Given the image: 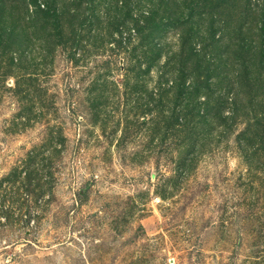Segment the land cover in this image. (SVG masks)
Masks as SVG:
<instances>
[{
	"label": "rangeland",
	"instance_id": "obj_1",
	"mask_svg": "<svg viewBox=\"0 0 264 264\" xmlns=\"http://www.w3.org/2000/svg\"><path fill=\"white\" fill-rule=\"evenodd\" d=\"M145 48L232 97L184 160ZM263 110L264 0H0V264H264Z\"/></svg>",
	"mask_w": 264,
	"mask_h": 264
},
{
	"label": "trees",
	"instance_id": "obj_2",
	"mask_svg": "<svg viewBox=\"0 0 264 264\" xmlns=\"http://www.w3.org/2000/svg\"><path fill=\"white\" fill-rule=\"evenodd\" d=\"M137 33H139V31H137ZM132 53L134 54H131L130 58L139 57V64L145 63V68L140 71L138 68L136 69V67L125 68V71H128L130 75H143L149 78L152 77V73H154L155 77H159V83H161L163 80L172 81V85H170L168 88L158 87L155 90L156 92H163L164 94L174 93V97L176 99H179L178 107L171 114L175 115V122L169 120L166 123V130L173 129L172 123H174L173 126H178L177 130L180 132L182 139L185 138L186 142L183 141L182 143L180 142V144L178 143L177 147L173 146L174 150L173 152L171 151V155L178 156L180 160H184L185 156H187L188 154L195 153H187L190 147H192L195 143L194 138L191 137L193 131L192 127L202 123L204 125V128L210 123H217L220 126H223L226 118L229 117V115L225 113L227 111L229 114V109H227L228 106L226 104H228L229 101L232 100V97L229 96V92L226 89L218 85L219 81L213 82V79L215 78L211 74L212 70H210L209 66H203V64L205 63V59H200V64L196 63L195 66H191V64L188 63V58L185 59L187 66H178L175 62H173L172 59H170V61L165 64L166 66L161 65L162 67H166V69L163 70L160 69L161 66L158 63V57L160 55L159 48H145L140 51V54L133 50ZM172 58H174V56H172ZM201 67H204L205 71L208 72L202 73V71H199ZM190 74L193 75L192 78L194 80L187 86L185 85V82L187 76ZM171 77L176 81L174 85ZM178 82L180 84H178ZM217 86L218 88H216ZM159 104L161 105V108L164 109L166 104L163 101H160ZM147 105L148 109H152L151 102ZM163 113L164 112L162 111V115ZM256 119L257 123L259 124L258 127L250 125L245 128L242 132V139L239 138L240 143H238V145H244L245 142L247 143L249 140L252 141L256 137H258L260 140L261 138H264V110L261 112V117L258 118V116H256ZM184 133H186L187 136H184ZM181 146H186L187 148L181 150L183 149L181 148ZM24 171L25 170L22 169L21 171H19V174ZM18 179L21 182L19 185V189L21 191L17 190L18 208L21 216L25 215L26 218H28V216H30L31 214L32 209L29 195L33 193L34 188L38 189L39 185H35V183L30 182V173L28 177H22L21 179L20 176ZM16 180L17 177L15 178V181ZM28 229L29 226L27 224L24 232L28 233Z\"/></svg>",
	"mask_w": 264,
	"mask_h": 264
}]
</instances>
